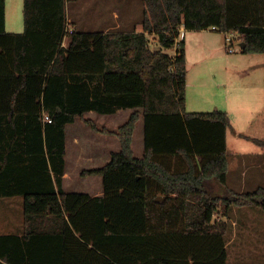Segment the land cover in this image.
<instances>
[{
  "label": "trees",
  "instance_id": "trees-1",
  "mask_svg": "<svg viewBox=\"0 0 264 264\" xmlns=\"http://www.w3.org/2000/svg\"><path fill=\"white\" fill-rule=\"evenodd\" d=\"M68 1L23 0L25 29L13 32L0 0V198L24 197V229L0 234V264H228L230 212H264V184L230 188V115L187 110L181 29L235 31L243 53L264 55V0H143L141 32H69ZM135 107L144 155L135 111L116 131L121 149L82 171L103 176L105 195L65 191L68 124L110 133L85 112Z\"/></svg>",
  "mask_w": 264,
  "mask_h": 264
},
{
  "label": "crops",
  "instance_id": "crops-1",
  "mask_svg": "<svg viewBox=\"0 0 264 264\" xmlns=\"http://www.w3.org/2000/svg\"><path fill=\"white\" fill-rule=\"evenodd\" d=\"M128 1L129 0H127V3L131 4V2ZM102 7L103 6L100 8ZM128 10L129 9L126 8V12ZM116 18H119V20L116 19L114 26H106L104 29L85 31H108L116 28L121 29L128 26L127 24L124 25V23L121 21V15L116 16ZM70 22H72V24L75 25L73 26L78 29L76 26V20H71ZM186 35L187 34L185 33V37ZM213 39L214 37L212 36L206 37L207 42L212 41ZM233 42L234 39L231 42V45L234 44ZM242 54L262 56L261 53L242 52L241 55L232 57L227 56L226 58L224 57L227 71L238 70V72H244L247 74V78L249 80V86L245 91V95L244 93L239 95V103L237 102V96L235 95V90L237 89L235 80L230 82L227 77H218L217 79L214 77L211 82H205V79H203L204 75L201 77L202 79L200 81H195V83L192 82V80H190L187 75L186 102V108L188 111L206 112L222 110L226 111L230 115L233 126L232 128H229L227 132L229 159L227 184L230 188L237 192L251 191L258 187L257 185L254 188H251L249 185L255 182L257 176L261 174L264 164V157H261L258 163H254V159L251 158L252 155L250 153L243 150L237 152V148H234V153L232 155V149H230L231 142L233 143L234 147H236V144L238 145L236 138H239V136L242 134H239V128L235 124V118L240 117V114H237V111L240 110L244 112V109L250 108V104H252L254 100H264V94L261 92L262 87L264 88V74L262 80V73H264V55L263 57H251L252 59L247 60L246 57H244L245 55ZM204 60L206 61L207 59H202L199 62L201 68L199 69L198 75L203 72L202 67L205 65ZM245 60L246 66H242L241 63ZM213 62L217 63V60H213ZM135 111H140V119L138 120L134 130L132 148L135 156L142 157L145 153V120L143 107L119 108L112 113H100L96 110H89L85 112L84 117L86 119L93 120L100 129L106 127L111 131L110 133H103L95 130L93 127L86 124L80 117H77L75 122L68 124L67 149L65 156L66 169L63 176V188L65 191L88 193L91 196L105 195L103 176L98 173L83 175L82 171L104 166L111 160L112 152L119 151L121 149V141L116 134V131ZM244 167L248 168V170ZM240 170L241 175L239 174ZM213 183L215 193H224L225 187L223 185L216 181ZM4 206L5 208L7 207L9 216L7 219H5L2 225L4 229L8 227L7 229H9V231L3 233L21 234L24 229V200L22 201V199L19 198H12L8 200ZM241 207L249 208L241 209ZM254 208L255 207L252 205L235 206L232 208L229 220L231 221L230 229L234 230L232 231L233 241L236 239H239L240 241L252 242L264 241V233L262 231L260 221L261 213ZM256 215L259 217V226L256 220ZM237 227H239V230ZM240 227L242 229H240ZM246 254L247 257L251 259L250 262H254L256 260L255 258L259 259L261 256V253L258 252H255L254 255L249 254L248 252ZM229 262L230 261L228 258V264ZM258 263L259 262L256 260L255 264Z\"/></svg>",
  "mask_w": 264,
  "mask_h": 264
},
{
  "label": "rangeland",
  "instance_id": "rangeland-1",
  "mask_svg": "<svg viewBox=\"0 0 264 264\" xmlns=\"http://www.w3.org/2000/svg\"><path fill=\"white\" fill-rule=\"evenodd\" d=\"M131 4L127 3V0H69L67 2L68 9V18L69 21L76 20L77 27L79 30H95V29H104L106 26H114L116 23V16L121 15V21L127 24V27H123L121 29H113V31H143L142 26V18L144 11V3L143 0H129ZM102 4V5H100ZM103 6L102 8H100ZM130 7V8H129ZM126 8L129 10L126 12ZM102 13V14H100ZM118 13V15H117ZM102 15V16H101ZM6 19L7 31L13 32H21L25 29L24 23V15H23V0H6ZM71 27L74 28V24L70 22ZM74 25V26H73ZM126 28V29H125ZM185 33L187 34L185 37ZM230 34V36L234 39V44L230 45V43L226 40V35ZM212 36L214 39L212 41L207 42L206 37ZM184 47L186 50L187 57V68H188V77L192 82L200 81L203 76L205 82H211L213 78L216 79L218 77H227L230 82L235 80V84L237 89L235 90V95L237 96V102L239 103V95H245V91L249 86V80L247 78L246 73H241L236 71H227L225 58L227 56H237L241 55L242 47L241 40L239 38V34L235 31H230L228 33L215 30L214 27H209L205 29H186L184 32ZM182 37V38H183ZM151 39L150 46L155 49L159 47V44L156 40ZM68 42V37L65 40V43ZM230 47H233L234 50L231 52L229 50ZM166 51L170 54H175L177 51V46L166 49ZM245 55V54H242ZM225 57V58H224ZM246 59H252L256 57H263L261 55L251 56L245 55ZM252 57V58H251ZM207 59L205 61L204 67H202V73L198 75L200 67V60ZM213 60H217L213 62ZM216 63V64H215ZM199 64V65H198ZM242 66H246V60L242 61ZM262 73V80H263ZM235 75V76H234ZM261 78V77H260ZM221 80V79H220ZM261 90V89H260ZM259 92V87H258ZM262 94H264V88L261 90ZM240 114V117L235 118V124L239 128V134H246L253 137H257L260 139H264V100H254L252 104H250V108L244 109V112L237 111V114ZM233 139V138H232ZM238 145L236 147L233 146L231 142L230 149L232 155L234 153V148H237V152L243 150L252 155V159H254V163H258L259 159L264 157V146L257 145L253 140L247 139L242 135L239 138H236ZM245 168V167H244ZM248 170V168H245ZM259 169V168H258ZM241 175V170L239 171ZM264 184V164L263 169L260 175L257 176L255 182L250 184L251 188L255 186H260ZM224 194V193H222ZM19 198L24 200L22 195H16L14 197H1L0 198V233L7 232L9 229H4L2 223L5 219L8 218L9 212L7 207L5 208V203L12 199ZM254 209L258 210L261 213L260 221L262 231L264 233V212L258 206H253ZM249 208V207H241V209ZM238 209V208H236ZM4 218V219H2ZM256 220L258 226L260 225L259 217L256 215ZM231 223V221H230ZM239 230V227H237ZM240 229H242L240 227ZM232 231L229 230L227 234V244L229 251V264H255L257 260L258 264H264V241L252 242V241H240L239 239L233 241L232 240ZM255 249V250H254ZM258 250V251H257ZM254 255L255 252L261 253L259 259L255 258L254 262H250L251 259L247 257V254ZM244 253V254H243Z\"/></svg>",
  "mask_w": 264,
  "mask_h": 264
},
{
  "label": "built area",
  "instance_id": "built-area-1",
  "mask_svg": "<svg viewBox=\"0 0 264 264\" xmlns=\"http://www.w3.org/2000/svg\"><path fill=\"white\" fill-rule=\"evenodd\" d=\"M72 28H73V27H71V26L69 27V32H72ZM183 36H184V28L181 29V38H182ZM226 39H227V41H228V42L230 43V45H231V42L233 41V37L230 36V34H229V35H227ZM64 44H66V43L64 42ZM229 50L232 51L233 48L230 47ZM45 119L48 120V121H51V118H50L48 115H45Z\"/></svg>",
  "mask_w": 264,
  "mask_h": 264
},
{
  "label": "water",
  "instance_id": "water-1",
  "mask_svg": "<svg viewBox=\"0 0 264 264\" xmlns=\"http://www.w3.org/2000/svg\"><path fill=\"white\" fill-rule=\"evenodd\" d=\"M244 45H245V43L244 42H242L241 43V47H244ZM162 199V198H164V195H159L158 197H157V199Z\"/></svg>",
  "mask_w": 264,
  "mask_h": 264
}]
</instances>
